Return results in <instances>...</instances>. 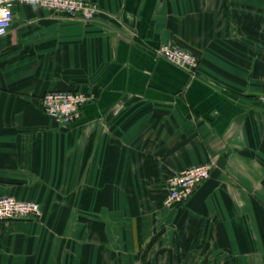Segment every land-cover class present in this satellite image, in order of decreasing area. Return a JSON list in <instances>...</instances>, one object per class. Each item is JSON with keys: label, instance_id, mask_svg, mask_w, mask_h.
I'll return each mask as SVG.
<instances>
[{"label": "crops", "instance_id": "obj_1", "mask_svg": "<svg viewBox=\"0 0 264 264\" xmlns=\"http://www.w3.org/2000/svg\"><path fill=\"white\" fill-rule=\"evenodd\" d=\"M90 1L92 21L17 5L0 37V196L42 208L0 220V264H264V0ZM50 90L89 100L63 126ZM206 161L166 205L167 179Z\"/></svg>", "mask_w": 264, "mask_h": 264}, {"label": "built area", "instance_id": "obj_2", "mask_svg": "<svg viewBox=\"0 0 264 264\" xmlns=\"http://www.w3.org/2000/svg\"><path fill=\"white\" fill-rule=\"evenodd\" d=\"M17 5H38L81 21L94 20L101 11L99 4L90 0H0V9H5L8 13L7 16H0V37L10 29ZM156 53L184 69H193L199 64V58L194 52L174 43L160 44ZM88 100L89 95L83 91L50 90L43 94L40 102L47 116L67 126L80 116L81 108ZM260 102L264 104V90L260 95ZM213 166L211 161H206L172 174L167 179L165 204L174 205L188 200L196 186L211 176ZM41 214V205L36 200H23L11 195L0 196V220L37 219Z\"/></svg>", "mask_w": 264, "mask_h": 264}, {"label": "clouds", "instance_id": "obj_3", "mask_svg": "<svg viewBox=\"0 0 264 264\" xmlns=\"http://www.w3.org/2000/svg\"><path fill=\"white\" fill-rule=\"evenodd\" d=\"M8 13L5 9H0V16H7Z\"/></svg>", "mask_w": 264, "mask_h": 264}]
</instances>
